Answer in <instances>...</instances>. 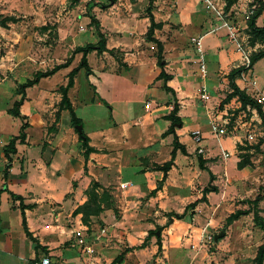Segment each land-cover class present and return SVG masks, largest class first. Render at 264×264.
<instances>
[{"label":"crops","instance_id":"0c3cea01","mask_svg":"<svg viewBox=\"0 0 264 264\" xmlns=\"http://www.w3.org/2000/svg\"><path fill=\"white\" fill-rule=\"evenodd\" d=\"M84 1L87 6H92L88 13L99 21L107 49L87 53L91 68L87 74L97 70L112 76H119L122 71L144 75L142 79L149 81L145 85L144 104L149 102L150 107L141 106L137 114H126L122 109L123 120H116L113 107L99 96L97 102L107 105L111 118L109 123L85 131L79 117L89 138L88 145L94 149L85 159L68 110L62 109L58 114L59 87L67 83V74L78 65L75 58L80 56L81 59L82 53H74L67 67L40 78L25 89V98L19 107L21 117L8 112L21 97L16 89L37 71L51 69L67 60L57 57L61 36L57 45H52L51 56L44 59V64L32 76H26L22 81H19L22 76L19 68L26 59L18 57L11 62L1 59L0 72L3 73L1 66H7L4 70L10 75L0 78V264H28L42 256H49L52 264H85L89 261L109 264L120 255L121 261L117 264H244V247L250 244L249 258L252 259L264 241V230L254 225L253 212L244 213L230 223L226 219L236 210L250 209L249 201L258 195L262 197L258 202L259 215L264 219V165L257 163L264 162V124L253 106L243 114L246 107H242L238 96L223 101L231 91L228 73L237 67L240 56L229 41L222 20L201 0ZM251 2L236 0L228 11L225 10L228 19L244 32L246 20L242 13ZM101 3L107 6L102 7ZM148 7L154 21L162 23L154 30L153 37L163 46L164 72L170 75L166 81L157 78L160 72L157 46L145 36L150 25ZM256 24L264 25V9ZM88 27L94 39L78 43L75 48L96 44L99 40L93 27ZM192 38L201 41L207 67L205 82L212 100L210 105L200 98L199 52ZM259 47L261 45L256 44L255 49ZM116 52L120 55L116 57L122 68L114 71V68H108L107 55ZM90 54L95 56V65L90 62ZM262 60L264 57L251 67V79L255 77V66ZM62 70L67 72L63 83L51 84V78ZM76 75L67 93L70 101V89L75 85ZM235 83L249 96L255 95L256 90L264 92V77L256 87L239 77L235 78ZM150 85L164 91L161 100L150 97L158 95V89L150 88ZM194 87L196 90H191ZM93 92L94 101L97 92ZM48 99L53 101L47 104ZM175 105L179 122L168 131L171 126L168 115ZM234 114H237L236 119L232 117ZM4 116L9 118L10 127L3 122ZM228 116L237 123L235 133L219 139L211 132L203 135L204 141L215 138L221 150L234 156L232 171L223 172L220 186L217 184L218 172L214 169L218 166L214 149L211 154L204 155L205 150H209L206 146L198 153L196 149L200 146L190 148L182 135L200 130H191L186 125L188 120L211 123L216 119H228ZM24 122L27 123L25 139L15 142L16 151L7 158L5 147L20 133ZM33 128L39 131L35 138L30 132ZM248 133H252L254 139L245 138ZM256 133L262 138L259 140L260 153L249 157L240 155L246 152L238 146L242 144V138L251 143ZM174 137L184 146L185 152L178 146L170 168L164 172L161 166L171 160ZM225 141L229 143L225 145ZM203 170L209 172L207 182L200 180ZM93 181L109 191L117 213L112 208H105L92 217L87 226L82 222L81 213L74 211L87 200L85 191ZM207 186L216 189L204 195ZM23 215L28 230L45 250L36 248L26 235ZM152 231L154 233L149 234ZM221 231L224 235L216 237ZM232 238L237 242L233 247L226 241ZM87 245L91 252L84 250Z\"/></svg>","mask_w":264,"mask_h":264},{"label":"rangeland","instance_id":"374dc122","mask_svg":"<svg viewBox=\"0 0 264 264\" xmlns=\"http://www.w3.org/2000/svg\"><path fill=\"white\" fill-rule=\"evenodd\" d=\"M87 8L88 6L84 0H0V61L5 58V62H11L14 58L24 57L26 62L19 68L21 69L22 75L19 77V81H22L26 76H32L36 69L44 64V59L51 56L54 48L53 46L57 45V40L60 36L62 44L56 51L58 53L57 57L59 60H65L74 51L75 46L78 43L84 44L85 42L94 39L92 31L88 27L90 18ZM245 10H248V7H246ZM242 14H245V12ZM5 17H13L14 20H7L5 25H2L1 20ZM43 27L48 29L44 30ZM58 27L60 30L57 29ZM69 39H71V41L67 43ZM188 44L190 43H187V45ZM190 45L189 48L192 49V46ZM116 56L120 57L118 52L114 55H107L109 61L108 68H114V71L116 68H122V66H119V60ZM79 60L80 56L75 58L76 64ZM90 62L95 65L94 54H90ZM5 67L7 66H1L3 73L0 72V78H3L5 75H10L9 73H5ZM65 71L66 70L57 72L55 76L51 78L50 83L62 84V80L66 79L67 72ZM19 73L20 72H18V74ZM254 75L255 77L252 79L256 81L257 85H260L262 83V78L264 77V60L258 62L255 66ZM143 77L145 76L138 75L135 71H132V73L122 71L119 76H112L109 73L97 70L94 71V73L87 74L84 68L80 69L75 77V85L70 89V95L76 114L83 121L84 130L87 131L102 123H109V115L111 114L110 110L107 105H104L102 102H97L100 101L97 99L99 96L113 107V116L116 120H123L124 115L120 113L122 109H124L126 114H137L139 108L144 106L145 85L149 82L146 81V78L142 79ZM250 85L251 87H256V85ZM150 88L158 89L157 96L150 95L153 100H161L162 97H164L163 95L165 93L161 88L152 85H150ZM55 89L58 91V87ZM191 90L195 91L196 87H194V89L191 88ZM93 91L97 92V95H95L96 100L94 101L92 100L94 95ZM258 92L260 91L256 90V93ZM262 94H264V92ZM127 100H129V102H127ZM47 101V104H50L53 100L48 99ZM207 103V105H210L212 100H209ZM235 116H237V114L232 115V117ZM228 117L230 120L227 125L228 134L226 135H231L236 132L234 127L237 123L235 121L236 117L235 119H231V116ZM2 118L5 125L10 127L9 118H6L5 116ZM158 123L160 124L161 122ZM186 125L189 126L191 130L194 128H200L203 135L210 132L212 133V125L209 121L198 123L196 121L188 120ZM30 132L32 138L37 137V134L39 133V131L34 128ZM182 137L185 144L190 148L194 146L206 148L207 146L209 150H205L204 155L211 154V150L214 149L213 152L218 157V166L214 167V169L218 172L217 184L221 186L223 184V172L225 171L227 174L232 171L234 156L229 155L230 157H224L215 138L210 137L208 140H202L201 144L198 145L191 138L189 132H186L185 134L183 133ZM246 137L247 135H245V138ZM245 138H242V144H238L239 149L246 151L240 155H243L244 157L245 155H248L249 157L259 154V140L262 138L257 133L255 140L251 143ZM228 143V141L224 142L225 145ZM248 157L246 159H248ZM257 163H259V165H264V162L261 160ZM201 173L202 176H200V180L207 182L209 180L208 170H203ZM262 189V192L264 193V178ZM214 194L215 196L217 195L216 193ZM226 241L231 244V247L237 245L234 238ZM250 246L251 244L249 247H244L246 255L244 264H253L252 260L249 258V256H251L249 254L252 252Z\"/></svg>","mask_w":264,"mask_h":264},{"label":"trees","instance_id":"16d2710c","mask_svg":"<svg viewBox=\"0 0 264 264\" xmlns=\"http://www.w3.org/2000/svg\"><path fill=\"white\" fill-rule=\"evenodd\" d=\"M235 1L236 0H225V2H226L225 10L228 11L230 6ZM100 5L102 7L107 6L106 4H103V3H101ZM252 5H255V8L253 9L252 14L246 20L245 32L249 36V44L252 47L256 46V44H260L261 47L252 51V53H251V67L253 66V64L257 60L264 57V25L258 26L256 24L258 17L260 16V14L262 13V11L264 9V2H263V0H252L249 7H251ZM91 8H92V6L89 5L88 6V12H90ZM150 11H151L150 7H148L147 13H148V17L150 20V25L148 27V30H147L145 36L149 41L154 42L157 46L156 59H157V66L160 68V72H159L157 78L163 79L164 81H166L168 78H170V75H168L164 72V61H163V56H162L163 46H162L161 41H159L158 39L153 37L154 30L156 28H160L162 26V23H160V22L156 23L154 21L153 15L150 13ZM89 18H90L89 26L93 27L94 33L96 34V36L99 39L97 41V43L96 44L88 43L84 46L76 47L74 49L72 55L69 58H67V60L64 61L63 63L56 64L51 69H48L45 71H37L31 79H27L23 83H21L18 86V88L16 89V91L18 92V94L21 95V97L19 100L15 101L13 103L12 108L9 109V111H8L13 116L21 117L19 107L24 101L25 89L27 87L32 86L35 83H37L40 78L50 76V75L54 74L56 71H58L59 69L67 67L73 58V54L81 52L82 56H81V59H80L78 65L76 67L72 68L67 74V83L64 86L59 87V90L61 93V99H60L59 104H58V114H59V111L62 109L68 110L69 115H70V122H71L72 126L75 128V130L78 133L79 138L81 140V145L84 149L83 155H84L85 159H87L88 154L90 152H92L94 149L88 145L89 138L84 133L83 129L81 130V132H79L77 130V126L81 125V119L76 115L75 110L72 106V103H71L67 93H68L69 88H71L73 86L74 76L78 73V71L80 69L84 68L87 73L91 72V68L89 67L88 62H87V58H86L87 53L91 50H94V49L97 50L98 52H102V51L107 50L106 49V39L100 31L99 21L95 18L94 15H92L90 13H89ZM7 20L13 21L14 18L13 17H5L3 20H1V24L5 25V22ZM241 70H242L241 68L236 67L228 73L229 87H230L231 91L227 94V96L225 97V99L223 101L225 102V101H228L233 96H238L242 107H246L247 104H250L251 106L255 107L258 110V113L260 114V116L263 120V124H264V113L262 112L261 106L257 102H255V100L251 96H249L244 90L240 89L237 86V84L235 83V78L239 76V73ZM177 110H178L177 106L175 105L173 108V111L168 115V118L171 120V126H170V129L168 131H172L173 125L175 123L179 122V118L176 116ZM26 127H27V123L26 122L22 123L21 128H20V133L17 136H13L9 140V142L7 143L5 150H4V154L7 158L9 157L10 153H14L16 151L15 142L17 140L24 141V139H25L24 130ZM173 143H174V145H173L174 147H173V150L171 152V156H172L171 160H169L168 162L164 163L161 166V169L164 170V172H166L170 168V164H171V162L174 158V155H175V150L178 146H181L182 152H185L184 146L179 145V143L175 139V137H174ZM241 163H243V160L240 161V164H239L240 166H241ZM201 166H202V164H201ZM215 189H216L215 186L205 187L204 188V195H205V193L212 191V190H215ZM85 194L87 195V200L82 205L78 206L74 211L75 214L81 213V215H82L81 219L85 225L89 226L92 217L98 216L105 208H112L114 210V212L117 213V210L115 209L114 204H113L112 195L109 193V191L106 188L102 187L98 182L93 181L90 184V186L86 189ZM261 199H262V197L260 195H258L254 200L249 201L252 206H250V209H248L247 211L236 210L235 212L231 213L226 219L227 223H230L232 220L238 218L240 215H242L244 213L253 212L254 225H256L260 229L264 230V219L259 215V209H258V202ZM22 208H23V205H22ZM23 227H24V231H25L26 235L35 243V247L36 248H42L45 250V247L41 246L38 243L37 239L35 237H33L31 232L28 230V228L26 226V221H25L24 215H23ZM153 233H154V231H152L149 234H153ZM143 244H145V243H143ZM121 257H122L121 255L116 257L109 264L119 263L121 261ZM251 260H252L253 264H264V241L257 247L256 253ZM36 262H37V259L30 261L28 264H36Z\"/></svg>","mask_w":264,"mask_h":264},{"label":"built area","instance_id":"2783aa9c","mask_svg":"<svg viewBox=\"0 0 264 264\" xmlns=\"http://www.w3.org/2000/svg\"><path fill=\"white\" fill-rule=\"evenodd\" d=\"M204 4H206L211 11L219 17L222 22L221 25L226 29L227 36L229 41L234 45L235 50L239 53V62L237 67L241 68L242 70L239 73V78L243 81L249 82L253 86L256 85V81L254 79L250 78V70H251V53L255 50V46L252 47L249 44V36L246 32H244L243 29H241L236 23L231 22L228 19V14L225 11L226 2H220L219 0H201ZM255 8V5H252L248 8V10L245 11L244 18L245 20L248 19V17L252 14L253 9ZM192 41L196 45V49L199 52V77L202 79V84L199 87V94L200 98L203 102H208L211 97L208 92V87L205 82V79L207 77V67L203 58V50L201 47V41L200 38H192ZM255 102H257L262 109H264V94L261 92L256 93L255 95L251 96ZM144 107L148 109L150 107V103L146 102L144 104ZM251 109V105H246V110L243 112V114H246L248 110ZM229 118L228 119H216L211 122L212 125V133L215 135L217 139L222 137L223 135L228 134V128L227 125L229 124ZM234 129L236 130L237 127L235 126ZM191 138L194 140L195 143L198 145L201 144L202 140L204 139V136L202 132L199 129H195L191 131L190 133ZM247 139L252 140L254 139V135L252 133L247 134ZM198 153H202L204 149L200 146L197 149ZM222 153L224 156H228L230 153L227 150H222ZM210 238V236L208 237ZM80 242H83L80 240ZM84 250L87 252H91L90 246H84ZM36 264H52L49 256H42L37 260ZM85 264H94L93 261H89Z\"/></svg>","mask_w":264,"mask_h":264},{"label":"water","instance_id":"95a60500","mask_svg":"<svg viewBox=\"0 0 264 264\" xmlns=\"http://www.w3.org/2000/svg\"><path fill=\"white\" fill-rule=\"evenodd\" d=\"M77 130L79 131V132H81V130H82V127H81V125H78L77 126ZM224 235V232H220L216 237H222Z\"/></svg>","mask_w":264,"mask_h":264}]
</instances>
